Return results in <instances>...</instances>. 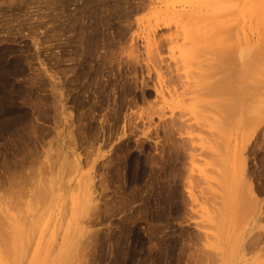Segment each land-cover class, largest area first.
Here are the masks:
<instances>
[{"label": "rangeland", "instance_id": "rangeland-1", "mask_svg": "<svg viewBox=\"0 0 264 264\" xmlns=\"http://www.w3.org/2000/svg\"><path fill=\"white\" fill-rule=\"evenodd\" d=\"M0 264H264V0H0Z\"/></svg>", "mask_w": 264, "mask_h": 264}, {"label": "bare ground", "instance_id": "bare-ground-1", "mask_svg": "<svg viewBox=\"0 0 264 264\" xmlns=\"http://www.w3.org/2000/svg\"><path fill=\"white\" fill-rule=\"evenodd\" d=\"M196 9H197V8H196ZM196 11H197V10H196ZM196 11H194V8H192V9L190 10L191 14H189L188 16H191V17H192V14H193V13L197 15V12H198V11H197V12H196ZM194 14H193V16L196 17V15H194ZM185 15H186V13H185ZM186 16H187V15H186ZM197 16L199 17V15H197ZM198 17H197V18H198ZM191 19H192V18H191ZM193 19H194V18H193ZM189 20H190V19H189ZM195 20H197V19H195ZM190 21H191V20H190ZM193 23H194V21H193ZM198 26H199V25H198ZM194 27H196V25H195ZM197 29H198V27H197ZM193 30H195V29H193ZM199 30H200V29H199ZM186 32H187V31H186ZM194 32H195V31H193L192 33H194ZM189 33H190V31H189ZM199 33H200V32H199ZM184 34H186V33L184 32ZM187 35H189V34L187 33ZM190 35H191V34H190ZM190 35H189V36H190ZM192 35H193V34H192ZM196 35H197V34H196ZM196 35H195V36H196ZM199 35H200V34H199ZM199 35H198V36H199ZM195 36H192V37L196 38ZM198 36H197V37H198ZM192 37H191V41H192V40H195V39L192 38ZM185 38H186V36H185ZM201 38H202V36H201ZM206 43H207V42H206ZM203 45H204V44H203ZM207 46H208V44H207ZM207 46H206V47H207ZM203 47L205 48V46H202V45H201V48H203ZM210 47H211V46H209V48H210ZM204 48H203V49H204ZM203 49H202V50H203ZM205 49L207 50V48H205ZM206 50H204V51H206ZM208 50H211V49H208ZM208 50H207V51H208ZM207 51H206V52H207ZM208 52H209V51H208ZM222 63H224V62L222 61ZM222 63L220 62V64H222ZM220 64H219V63H215V65H213V64L211 65L210 69H211V71H212V72H211L212 75H213V73H214V74L217 73V75H218L219 70H220V69H222V70L224 69V68H223L224 66L222 67ZM224 64H225V63H224ZM222 65H223V64H222ZM219 66H221L222 68H219ZM218 68H219V69H218ZM204 69H205V67H204ZM206 69H207V68H206ZM206 71H207V70H206ZM206 71H204V73H205ZM200 72H201V76H200ZM200 72H199V77H202V78H203L204 73H203L202 71H200ZM221 72H222V71H221ZM206 73H207V72H206ZM206 73H205V74H206ZM202 74H203V75H202ZM219 74H220V73H219ZM205 76H206V75H205ZM205 76H204V77H205ZM207 76H208V75H207ZM226 77H227V75H226ZM192 79H193V78H192ZM192 79H191V80H192ZM201 80H202V79L198 80V82L200 81L199 83H202L203 81L201 82ZM226 80H227V79H226ZM215 81H217V80H215ZM222 82H224V81H222ZM231 82H232V84L234 85V82H233V81H231ZM212 83H213V82H212ZM216 83H217V82H216ZM216 83H213V84H215L216 86L212 84V86L216 87V89H215L214 87L212 88V86H211V89H212V90L210 89V91H214V90H215L214 92H216V91L218 90L217 92H220L219 90L221 89V92H222L223 90H222V88H220V87H222L223 85H224L225 87H226V85H230V84H224V83H223L222 86H220L219 89H218L217 85H218V84L221 85V83H218V84H216ZM225 83H226V82H225ZM232 84H231V85H232ZM174 85H175V84H174ZM177 85H178V84H177ZM203 85H205V87H204ZM231 85H230V88L233 86V85H232V86H231ZM206 86H207L206 83H205V84H204V83H202V84H198L197 82H195V81L193 80V81H191V82H189V83H184V84H182L181 86H180V85H179V86H173V84H172V87H170V88H168V89H169V92L171 93V96H173V97H177V98H178V97H180V96H182V97H183V96H184V97L189 96L188 98H191V99H198V98H199V100H200V99H201L200 96L203 95V94H205V93H204L205 91L208 92L209 87L207 86V89H205ZM218 86H219V85H218ZM225 87H224V89H225ZM213 89H214V90H213ZM227 89H229L228 86H227V88H226L225 90H227ZM225 90L223 91L224 93L226 92ZM232 90H233L234 92L236 91L235 89H231V91H232ZM210 91H209V92H210ZM227 91H228V90H227ZM229 91H230V89H229ZM229 91H228V92H229ZM214 92H213V93H214ZM217 92H216V93H217ZM221 92H220V93H221ZM223 92H222V94H224ZM217 94H218V93H217ZM217 94H216V95H217ZM226 94H227V93H225V95H226ZM236 94H237V93H235V95H236ZM163 95H165V94H163ZM228 95H229V94H228ZM217 96H219V94H218ZM220 96H221V95H220ZM233 96H234V95H233ZM223 97H224V96H223ZM223 97H220V98L223 99ZM232 99H233V98H232ZM234 99H235V98H234ZM223 100H224V99H223ZM221 101H222V100H220V102H221ZM224 101H225V100H224ZM229 101H230V99H229ZM235 101H236V99H235ZM222 102H223V101H222ZM226 102H227V101H226ZM214 103H215V102H214ZM236 103H237V105L239 106L238 102H236ZM215 105H216V103H215ZM228 105H229V103H228ZM221 106H222V104H221ZM224 106H225V103H224ZM224 106H223V108H224ZM226 106H227V103H226ZM226 106H225V108H226ZM231 107H233V106H231ZM234 108H235V107H234ZM232 109H233V108H232ZM223 111H224V110H223ZM225 111H226V110H225ZM231 111H233V110H231ZM239 112H240V109H239ZM231 113H232V112H231ZM234 113H235V112H234ZM234 113H233V115H234ZM226 115H227V114H226ZM229 115H230V112H229ZM235 115H237V114H235ZM230 118H232V117L230 116ZM227 119H229V117H228ZM229 120H230V119H229Z\"/></svg>", "mask_w": 264, "mask_h": 264}]
</instances>
